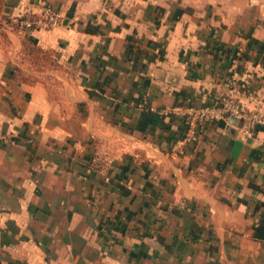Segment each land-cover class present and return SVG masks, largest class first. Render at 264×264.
I'll list each match as a JSON object with an SVG mask.
<instances>
[{"label": "crops", "instance_id": "obj_1", "mask_svg": "<svg viewBox=\"0 0 264 264\" xmlns=\"http://www.w3.org/2000/svg\"><path fill=\"white\" fill-rule=\"evenodd\" d=\"M234 82L264 113V0H0V264H264V123L168 109Z\"/></svg>", "mask_w": 264, "mask_h": 264}, {"label": "built area", "instance_id": "obj_2", "mask_svg": "<svg viewBox=\"0 0 264 264\" xmlns=\"http://www.w3.org/2000/svg\"><path fill=\"white\" fill-rule=\"evenodd\" d=\"M62 14L48 5H33L21 13L11 14L1 19L10 29L33 30L50 29L62 23ZM244 85L234 82L229 91L220 95L213 103L204 105H176L168 108L178 111L183 117L184 130L180 137L179 150L197 140L203 125L223 121L226 126L236 129L237 137L245 141L251 137L257 126L264 123V113L258 108H249L243 101ZM0 139L9 141L11 134L0 131Z\"/></svg>", "mask_w": 264, "mask_h": 264}, {"label": "water", "instance_id": "obj_3", "mask_svg": "<svg viewBox=\"0 0 264 264\" xmlns=\"http://www.w3.org/2000/svg\"><path fill=\"white\" fill-rule=\"evenodd\" d=\"M227 129L232 133V134H236V129L230 125H227ZM249 138V137H248Z\"/></svg>", "mask_w": 264, "mask_h": 264}]
</instances>
